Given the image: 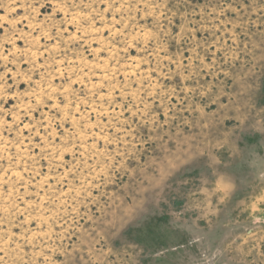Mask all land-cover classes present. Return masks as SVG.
Wrapping results in <instances>:
<instances>
[{
    "label": "rangeland",
    "instance_id": "obj_1",
    "mask_svg": "<svg viewBox=\"0 0 264 264\" xmlns=\"http://www.w3.org/2000/svg\"><path fill=\"white\" fill-rule=\"evenodd\" d=\"M0 264H264V0H0Z\"/></svg>",
    "mask_w": 264,
    "mask_h": 264
}]
</instances>
